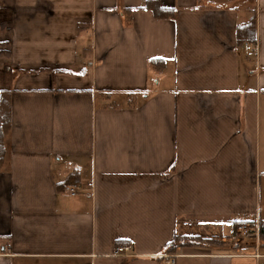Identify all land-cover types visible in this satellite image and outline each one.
<instances>
[{"label": "crops", "instance_id": "0c3cea01", "mask_svg": "<svg viewBox=\"0 0 264 264\" xmlns=\"http://www.w3.org/2000/svg\"><path fill=\"white\" fill-rule=\"evenodd\" d=\"M147 2L0 0V264H264V0Z\"/></svg>", "mask_w": 264, "mask_h": 264}, {"label": "trees", "instance_id": "16d2710c", "mask_svg": "<svg viewBox=\"0 0 264 264\" xmlns=\"http://www.w3.org/2000/svg\"><path fill=\"white\" fill-rule=\"evenodd\" d=\"M147 9H150L153 11L154 15L157 18L164 17L165 13L169 12V9L163 8L159 5L157 0H148ZM171 12V11H170ZM237 35H238V43L239 45H243L245 43H256L257 41V35H256V20L254 17H252L249 22H247L244 25H241L237 29ZM152 63H155V61H152ZM129 103H133L132 100H129ZM10 116H11V108H10V91L3 90L2 95L0 96V162L3 160V153H4V139L5 135L8 132L10 128ZM243 224H248L251 227H254V222H248V221H234L233 222V229L234 234H237V230L240 226ZM258 233H259V240L261 242V245H264V219H260L259 225H258ZM192 242L184 241L183 239H175V243H172L169 248L168 252L173 253V251H176L178 247L180 246H188L192 245Z\"/></svg>", "mask_w": 264, "mask_h": 264}, {"label": "rangeland", "instance_id": "374dc122", "mask_svg": "<svg viewBox=\"0 0 264 264\" xmlns=\"http://www.w3.org/2000/svg\"><path fill=\"white\" fill-rule=\"evenodd\" d=\"M1 95H2V93H0V96ZM127 98L135 99V96L128 95ZM255 237H256V229L252 228L251 226H248V231L241 230V229L237 230V235L235 236V240L233 241V243L234 244L242 243L243 246L246 245V243H248V245H249V244H251V242H253V239H255ZM245 248L246 247H244V250H245Z\"/></svg>", "mask_w": 264, "mask_h": 264}, {"label": "built area", "instance_id": "2783aa9c", "mask_svg": "<svg viewBox=\"0 0 264 264\" xmlns=\"http://www.w3.org/2000/svg\"><path fill=\"white\" fill-rule=\"evenodd\" d=\"M68 190L70 191V193H72V194H75L76 192H77V187H69L68 188ZM248 224H243L242 226H240L239 228H238V230L239 229H241V230H246V231H248ZM257 232H256V236H257ZM237 235V234H236ZM235 235V236H236ZM128 249L127 248H119L118 249V252L119 253H125L126 251H127ZM166 257H169L170 259H169V261L167 262V264H172L173 263V260L171 259L172 257H173V255H171V254H164Z\"/></svg>", "mask_w": 264, "mask_h": 264}]
</instances>
